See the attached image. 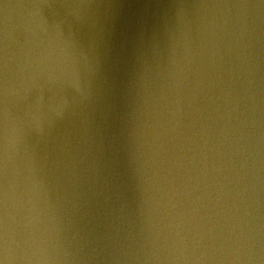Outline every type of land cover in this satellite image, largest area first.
Segmentation results:
<instances>
[{"label": "clouds", "instance_id": "obj_1", "mask_svg": "<svg viewBox=\"0 0 264 264\" xmlns=\"http://www.w3.org/2000/svg\"><path fill=\"white\" fill-rule=\"evenodd\" d=\"M111 16L0 0V264H264V0H167L118 95Z\"/></svg>", "mask_w": 264, "mask_h": 264}, {"label": "water", "instance_id": "obj_2", "mask_svg": "<svg viewBox=\"0 0 264 264\" xmlns=\"http://www.w3.org/2000/svg\"><path fill=\"white\" fill-rule=\"evenodd\" d=\"M112 6L111 31L102 46L104 70L119 94L130 69V58L137 31L144 21H151L167 0H93ZM103 11V9H101Z\"/></svg>", "mask_w": 264, "mask_h": 264}]
</instances>
